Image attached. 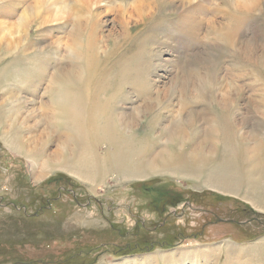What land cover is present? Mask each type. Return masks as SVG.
Returning <instances> with one entry per match:
<instances>
[{
	"label": "rangeland",
	"instance_id": "rangeland-1",
	"mask_svg": "<svg viewBox=\"0 0 264 264\" xmlns=\"http://www.w3.org/2000/svg\"><path fill=\"white\" fill-rule=\"evenodd\" d=\"M36 1L0 0V77L8 62L27 66L8 87L23 100L6 127L51 157L63 142L40 100L54 71L67 68L58 40L75 20L23 22ZM113 1L94 10L100 39L91 50L97 78L125 84L112 145L87 143L97 152L85 155L96 175L88 185L35 168L0 140V264H264V211L242 197L264 199V0L242 10L230 0H139L128 26L117 7H102ZM8 96L0 90V103ZM172 154L197 164L199 179L150 172ZM111 165L151 176L119 183ZM226 242L235 250H217ZM255 242L261 251L243 247Z\"/></svg>",
	"mask_w": 264,
	"mask_h": 264
},
{
	"label": "bare ground",
	"instance_id": "bare-ground-1",
	"mask_svg": "<svg viewBox=\"0 0 264 264\" xmlns=\"http://www.w3.org/2000/svg\"><path fill=\"white\" fill-rule=\"evenodd\" d=\"M230 1L232 5L231 7L233 9L236 8L237 10L238 9L240 10V8L241 10L243 8L246 9L247 3L252 4L250 3L251 2L250 0H230ZM103 2L104 0H75L69 2L65 0L36 1L28 4L26 10L23 11L24 13L21 16V19H24L23 22H27L28 17L30 18L34 17L35 21H41L42 24L45 25L61 22L64 20H70V19L75 20V23L73 24L72 27V32H71L72 35L67 37L66 39L58 40L59 45L61 44V46L64 47L65 49L64 52L67 53L68 55L67 57L68 65H66L67 68H64L63 70L57 69L56 72L54 71V73L52 74V80L44 88L43 95H45L46 98L45 100H40L41 106L51 111L53 118L52 121L53 126L56 132H58L63 142V145L61 144L62 147L58 151V153H56L51 157H44L42 153H39L35 150V147H31L29 140L24 139L25 136L21 137L17 132L13 131V128L12 129L10 128L9 130L8 129L9 127H6L8 126L10 121L12 122L11 124L13 125L15 121V118H13V113L15 112L20 102L23 100L19 98L15 93L13 94L9 88L11 85L13 86L15 84L18 85L22 83L20 80V76L22 77V73L24 72L23 69L24 67L27 68V66L18 67L19 65L14 66L15 62H8L3 66L2 75L0 77L1 92L3 93V89H4L5 94L11 95L8 96L6 99H3V102L0 103V112L2 113L6 103H9L10 106L6 112L7 124L5 125L6 123L5 120V122L3 123L4 126L0 129L1 143L6 148H8L12 153L21 156L27 162L32 163L35 166V168L41 167L45 172H47V170H51V171L54 170V172H47L49 173V175L52 173L54 174L56 170H60L88 185L92 184L96 175L92 170L93 168L92 167L90 168V166H88L87 163L88 159L85 158V155L89 157L97 152H95V149L92 148L89 151L88 147H90V145L87 147L88 145L87 143H89L91 140H94L95 142L96 140H98V142H101V144H104L106 147L112 145L113 142L112 136L116 134V130L118 131L117 124L118 122H120L119 115L121 114V112L119 110H122L120 104L123 103L122 92L125 85L123 83L122 85L109 87L107 84L104 83L102 79L97 78L98 68L97 66H95V63L98 62V57L96 56L94 51L92 52L91 50L92 48L95 47V44L98 43L97 39L98 38L100 39V37L99 34L96 33L99 28L96 27L97 13L96 11L94 12V10L97 8H101L100 4ZM142 5L143 4L139 0H126L124 4L122 3L119 6L118 3L113 1V2H107L102 7L108 12L111 11L113 7H117L118 12L121 13L122 21L126 24V26H128L129 24L128 20L130 19L128 18L129 17L128 15L130 13L129 12L130 9L141 14L143 7ZM108 7L110 10H108ZM82 17H84L85 23L78 22L80 18L82 19ZM30 20L32 23L33 19ZM23 22L22 24H24ZM9 29H11L12 32L13 28H9ZM79 63L82 64V66H79ZM68 69L73 70L70 71L72 74L71 73L65 74V72ZM75 69L79 71L75 72L76 71ZM74 73H76L77 75H74ZM107 91H109V94L104 96L103 93ZM101 95H103L102 98L100 97ZM260 115L262 119H264V114L262 112ZM0 125H2L1 121H0ZM121 131L123 137H125L126 135L125 133H123L124 131L123 130ZM125 141L127 142L128 146H132V150L136 149L138 146V144L132 142V136L131 137L126 136ZM66 143L73 144L75 148V150L73 149V153L66 152L67 149L66 147H64ZM201 152L204 153L203 151ZM167 157H168L167 160H162V161L160 160L158 167H156L155 165H150L152 166L151 167L152 170L150 172H152V174L162 175L165 177L175 176L177 178H182L184 180H188L192 178L199 179L198 177L199 172L198 170L195 169L197 168L196 166L197 164L191 165L190 163H186V162L185 163L183 162L182 164V162L180 161L181 160L180 157L173 154ZM251 157H249V159ZM130 163L131 162H128V164ZM177 165H181V166L177 167ZM111 166H115V165H111ZM171 166H175V167H171ZM115 170L117 175L114 176V179L119 181V183L143 181L144 179H147L148 177L150 178L151 176V175L148 176L147 173H144L142 171L141 172L139 171L137 173L129 172L128 174L124 165L115 166ZM44 177H46V175L43 176L39 175L37 179L41 180ZM219 178H221L222 180L224 179L221 176H219ZM209 184L210 186L207 187H211L219 191L222 190L229 194L233 193L232 191L223 189V188L230 189V185L227 186L223 185V188H221L218 186L220 184L214 183L213 181H210ZM242 197H244V199L246 200H249L252 204H255L259 210L264 211V199H256L255 197L249 194H245ZM261 241L264 242V240ZM229 245L230 244H228L227 242L223 243V245L217 247V250L219 249L235 250L233 246H229ZM258 245L261 244L255 242L252 245L243 246V247L246 249L252 248L251 250L261 251Z\"/></svg>",
	"mask_w": 264,
	"mask_h": 264
},
{
	"label": "trees",
	"instance_id": "trees-1",
	"mask_svg": "<svg viewBox=\"0 0 264 264\" xmlns=\"http://www.w3.org/2000/svg\"><path fill=\"white\" fill-rule=\"evenodd\" d=\"M169 203H171V202H169Z\"/></svg>",
	"mask_w": 264,
	"mask_h": 264
}]
</instances>
